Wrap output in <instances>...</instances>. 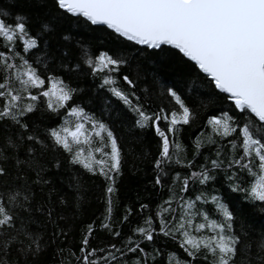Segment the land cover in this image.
Wrapping results in <instances>:
<instances>
[{
    "label": "trees",
    "instance_id": "1",
    "mask_svg": "<svg viewBox=\"0 0 264 264\" xmlns=\"http://www.w3.org/2000/svg\"><path fill=\"white\" fill-rule=\"evenodd\" d=\"M19 16L26 18L25 39H36L37 47L25 50L24 39L8 44L0 37V53L9 56L13 64L27 61L45 79L44 87L31 89L32 94L39 95L50 89L52 80H60L73 90V98L66 107L53 111L48 108L47 99L40 96L34 102L35 110L23 117L40 142L32 145L34 152L29 154L27 145L20 141L16 155L22 164H17L14 156L5 164L8 174L0 179V189L27 184L30 190V199L25 202L29 210L15 209L17 219L12 231L21 230V234L12 241V250L5 256L8 264H83V257L92 250L95 254L89 259H96L97 264H106L110 253L116 259H109L108 264H167L173 256L181 264H209L211 256L204 259L198 254L192 259L180 246V233L176 232L175 238L166 236L160 231V224L167 220L175 226L185 201H194L201 213L222 221L213 197L233 213V234L241 239L239 264L245 258L249 264H259L257 243L264 237V203L249 200L244 191H233L237 186L249 187L246 172L234 164L230 166L242 154V148H233V144H240L242 136L218 134L209 120L227 113L238 130L249 123L259 128L261 123L246 111L238 112L207 77L173 49L139 47L104 27L71 17L53 0H0V19L14 27L13 21ZM102 53L123 60L118 71L96 72L88 65V58L94 60ZM106 76L115 79L116 85H105ZM114 86L153 118L145 127L140 126V117L133 108L113 94L110 89ZM169 89L180 95L193 112L191 122L178 125L175 132L167 131L171 127L168 120L153 123L162 109L168 115L179 108ZM72 108L105 124L117 139L121 169L118 174L110 173L111 179L99 174V169L93 173L73 163L72 154L55 145L50 137L52 130H59L66 122L71 127L76 121L69 115ZM157 124L173 145L172 159L161 168L156 167L162 152ZM85 127L91 130L90 123H85ZM16 131V126L4 127L0 134L13 135L15 139ZM96 157L102 158L100 154ZM214 160L218 167H213ZM202 170L211 177L205 183L192 177V173ZM184 178H189L187 191L181 190ZM109 187L113 188L112 193L108 192ZM198 196L201 199L197 200ZM146 219L152 220L155 229L150 242L136 231L147 226ZM202 222L200 216L193 220L194 224ZM207 234V229L194 233ZM136 244L140 249L128 251Z\"/></svg>",
    "mask_w": 264,
    "mask_h": 264
},
{
    "label": "snow or ice",
    "instance_id": "2",
    "mask_svg": "<svg viewBox=\"0 0 264 264\" xmlns=\"http://www.w3.org/2000/svg\"><path fill=\"white\" fill-rule=\"evenodd\" d=\"M58 7L66 12L83 16L92 24L106 25L120 37L136 44L158 49L170 45L178 49L184 57L193 61L199 70L206 74L214 83L215 88L227 94L241 112L253 114L261 125L254 128L247 124L239 130L234 126L232 117L227 113L222 118H211L209 123L214 130L225 137L236 133L237 138L242 136L240 144H233V148H242L239 158L230 162L236 165L250 178L249 187L237 186L233 191H244L251 201L264 203V0H56ZM12 24L0 19V37L8 44L24 39L25 50L37 47V40L27 38L28 31L26 18L19 16ZM7 47V46H5ZM87 57V53H85ZM10 57L0 53V129L4 127H17L13 135L0 134V179L8 174L5 164L16 157L17 164H22L16 155L20 148V141L26 145V152H34L33 144L40 142L34 131L23 120L27 114L35 110V103L43 96L47 99L49 109L53 111L66 107L73 98V90L60 80H52L49 90L42 91L39 95L32 94L31 89L43 88L46 81L37 71L25 61L23 64H13ZM88 65L96 72L118 71L122 59L113 58L107 53H102L96 59L88 58ZM123 79L134 86L133 81L127 76ZM105 85H116V80L110 76L104 79ZM113 94L125 104L133 108L140 117L139 124L145 127L153 118L146 114L141 107L133 105L132 100L118 86L111 87ZM169 95L174 99L179 108L164 115L162 109L155 115L153 123L168 120L171 127L167 131L175 132L178 125H188L193 119V112L184 103V100L175 91L169 89ZM30 101L25 103V100ZM69 115L76 118L72 126L67 122L59 130H52L50 137L55 145L63 148L73 156V163H78L89 172L99 174L111 179L110 173L118 174L121 169V150L117 139L105 124L99 123L86 116L82 110L72 108ZM170 116V119H169ZM91 124V130L85 127ZM157 134L162 138L161 158L156 161V167L172 159L170 147L172 142L165 130L157 124ZM179 147L178 145L176 146ZM108 149V151H106ZM100 154L102 158H97ZM179 163V161H176ZM213 167H218L217 161H212ZM29 166H32L30 156ZM190 166V165H189ZM192 177L205 183L211 177L206 171L192 173ZM180 179L179 176L176 177ZM157 183L160 180L157 179ZM189 178L182 181L181 190L187 191ZM27 184L0 189V264H8L5 256L12 250L10 245L15 237L21 234L16 230V208L29 210L25 202L30 199ZM112 193L113 188L109 187ZM197 200L201 197H197ZM218 203L223 220H213L201 213L194 201H185L181 205L182 214L175 226L164 220L160 224V231L166 236L175 238L179 232L183 237L181 248L192 259L202 254L204 259L211 256L209 264H239L241 257V239L233 234V213L229 208ZM111 203V201L109 202ZM166 203H170L166 202ZM167 211V209H165ZM202 217V223L194 224L195 217ZM146 227H138L137 232L147 241H153L154 231L152 220L146 219ZM108 227L107 224L104 225ZM207 229L210 234L194 235ZM92 229L89 228V233ZM25 237L28 233H23ZM119 235V233H116ZM35 243V241H33ZM131 243V239L129 240ZM88 244V239L83 240ZM251 245H248L250 247ZM115 248V245L112 246ZM258 253L256 259L259 264H264V237L257 243ZM140 245L128 249L136 252ZM38 251V248H37ZM120 251V249H116ZM142 251V249H141ZM95 250L88 252L83 257V264H97L96 259H89ZM246 256V253H244ZM116 259L110 253L105 258ZM167 264H181V260L171 257ZM183 264H191L184 261ZM243 264H249L248 259Z\"/></svg>",
    "mask_w": 264,
    "mask_h": 264
},
{
    "label": "water",
    "instance_id": "3",
    "mask_svg": "<svg viewBox=\"0 0 264 264\" xmlns=\"http://www.w3.org/2000/svg\"><path fill=\"white\" fill-rule=\"evenodd\" d=\"M53 1L56 2V0H53ZM56 3H57V2H56ZM57 5H58V4H57ZM60 9H61V8H60ZM61 10L64 11V12H66L64 9H61ZM66 13L69 14L71 17H80V18L84 19L85 21H87L88 23H90L92 26H95V27H104V28L108 29L109 31L113 32L114 34L118 35V34L115 33L112 29H109L106 25L92 24L91 21L87 20V18H85V17H83V16H75V15H72V14H70V13H68V12H66ZM118 36H119V35H118ZM119 37H120V36H119ZM121 38H123L124 40H127V39L124 38V37H121ZM127 41H128V40H127ZM130 42L134 43L135 45H137V46H139V47L147 48V49H149V50H158V49H160V48H158V49H153V48H149V47H147V46H145V45H139V44H136L134 41H130ZM162 47H167V48L173 49V50L177 51L179 54H181V55L183 56V54L180 53L178 49H174V48H173L172 46H170V45H164V46H162ZM162 47H161V48H162ZM183 57H184V56H183ZM184 58H185L187 61H189L190 63H192V64H193V65L199 70L198 66H196L195 63H194L193 61L188 60L187 57H184ZM199 72H200L202 75H204L205 77H207L206 74H204V73L201 72L200 70H199ZM207 79H208L209 81H211L210 78L207 77ZM211 83H212L213 86L215 87L214 83H213V82H211ZM215 89H216V88H215ZM216 91L219 92L218 89H216ZM219 93L227 97V94H225V93H221V92H219ZM227 99H228V98H227ZM228 100H229V102L234 106V108H235L238 112H241L239 109H237V108L235 107V105L232 103V101H231L230 99H228ZM248 113H249V112H248ZM249 114H250V115H251L256 121H258V119H257L253 114H251V113H249ZM258 122H259V121H258ZM259 123H261V122H259Z\"/></svg>",
    "mask_w": 264,
    "mask_h": 264
}]
</instances>
